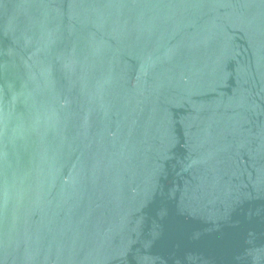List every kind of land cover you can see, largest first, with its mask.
I'll use <instances>...</instances> for the list:
<instances>
[{
	"label": "water",
	"instance_id": "1",
	"mask_svg": "<svg viewBox=\"0 0 264 264\" xmlns=\"http://www.w3.org/2000/svg\"><path fill=\"white\" fill-rule=\"evenodd\" d=\"M0 264H264V0H0Z\"/></svg>",
	"mask_w": 264,
	"mask_h": 264
}]
</instances>
